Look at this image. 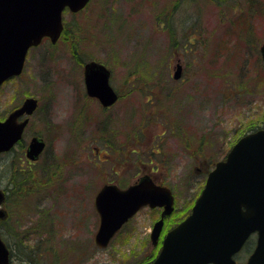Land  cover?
Wrapping results in <instances>:
<instances>
[{
	"label": "rangeland",
	"instance_id": "1",
	"mask_svg": "<svg viewBox=\"0 0 264 264\" xmlns=\"http://www.w3.org/2000/svg\"><path fill=\"white\" fill-rule=\"evenodd\" d=\"M257 5L92 0L79 15L64 14L60 42L32 49L24 73L0 91L2 121L25 99L38 102L23 142L0 158V188L9 194L1 230L14 251L12 264L154 259L160 247L151 245L150 234L160 210L142 209L99 249L95 197L106 184L125 189L152 175L176 195L166 233L190 212L208 171L241 137L264 128V5ZM240 16L249 23L236 29L231 23ZM235 36L246 41L236 45ZM213 52L220 59L215 67ZM90 60L112 72L120 101L109 110L85 95ZM178 64L184 75L175 81ZM35 136L46 148L34 164L25 152Z\"/></svg>",
	"mask_w": 264,
	"mask_h": 264
},
{
	"label": "water",
	"instance_id": "2",
	"mask_svg": "<svg viewBox=\"0 0 264 264\" xmlns=\"http://www.w3.org/2000/svg\"><path fill=\"white\" fill-rule=\"evenodd\" d=\"M90 0H0V87L19 76L29 49L46 36L55 43L63 30L62 13L82 10ZM264 61V44L261 47ZM88 94L107 107L117 95L109 84V70L96 62L85 66ZM178 65L175 79H180ZM38 102L26 99L5 121L0 120V154L10 151L22 138ZM45 142L33 138L27 156L35 161ZM0 190V205L4 202ZM175 198L168 187L157 185L149 175L127 189L106 185L96 195L100 226L95 236L99 248L108 247L115 234L140 209L163 208L151 234L157 246L164 218L174 212ZM5 212L0 210V221ZM257 233V245L247 264H264V129L242 137L225 160L208 175L205 188L191 214L164 239L162 250L150 264H236L238 253L250 236ZM0 264H11L10 253L0 235Z\"/></svg>",
	"mask_w": 264,
	"mask_h": 264
},
{
	"label": "trees",
	"instance_id": "3",
	"mask_svg": "<svg viewBox=\"0 0 264 264\" xmlns=\"http://www.w3.org/2000/svg\"><path fill=\"white\" fill-rule=\"evenodd\" d=\"M250 3H251V5H257V7H262L264 4L263 3H261L260 2V0H248ZM80 14V13H79ZM79 14H77V15H79ZM235 24V28L236 29H240V28H242L243 27V25H245V24H248L249 22H248V20L246 21V17L244 16H240L237 20H235V21H233L231 24ZM66 26H67V24H66ZM66 32H67V30H66ZM247 37V36H246ZM246 37H240V36H235V40H236V45H239V44H242V43H244V41H246ZM252 42H255V39H249V40H247V43L248 44H251ZM217 52H213V54H212V61H211V65L212 66H216L217 64H218V62H220V59H219V61H218V59H216V57H217ZM217 63V64H216ZM227 64H230V61H228V63ZM214 67H213V69L212 70H214ZM254 130H256V129H254ZM253 131V130H252ZM143 163V162H142ZM144 164V163H143ZM18 172H20V171H18ZM9 197V196H8ZM10 250H11V255H12V257H13V255H14V251H13V249L12 248H10ZM30 260H33V258H31ZM34 261V260H33ZM34 264H37V263H34Z\"/></svg>",
	"mask_w": 264,
	"mask_h": 264
},
{
	"label": "flooded vegetation",
	"instance_id": "4",
	"mask_svg": "<svg viewBox=\"0 0 264 264\" xmlns=\"http://www.w3.org/2000/svg\"><path fill=\"white\" fill-rule=\"evenodd\" d=\"M140 87V86H139ZM119 93V92H118ZM96 101V100H95ZM103 109H105V108H103ZM109 109H111V108H109ZM109 109H106V110H109ZM9 154H11V153H9ZM9 154H6V156H8ZM9 157V156H8ZM38 162V161H37ZM37 162H35V163H37ZM34 163V164H35ZM6 169H7V172L8 173H10V171L8 170V167H6ZM17 172V171H16ZM152 172H153V167H152ZM8 177V176H7ZM6 177V178H7ZM154 180H155V178H154ZM155 182L156 183H158V184H161V182L160 181H157V180H155ZM163 185V184H162ZM8 195L9 194H7L6 193V203H5V206L7 205V199H8ZM251 239H254V245H251V246H249V242H247L243 247H242V249L234 256V258H235V261H236V263L237 264H246V262L248 261V259H249V257L251 256V254L254 252V250H255V248H256V235H254V236H252V238ZM250 239V240H251Z\"/></svg>",
	"mask_w": 264,
	"mask_h": 264
}]
</instances>
